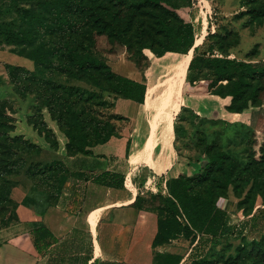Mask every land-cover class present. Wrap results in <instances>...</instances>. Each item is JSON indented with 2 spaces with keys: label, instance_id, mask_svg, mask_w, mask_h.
I'll return each mask as SVG.
<instances>
[{
  "label": "crops",
  "instance_id": "crops-1",
  "mask_svg": "<svg viewBox=\"0 0 264 264\" xmlns=\"http://www.w3.org/2000/svg\"><path fill=\"white\" fill-rule=\"evenodd\" d=\"M192 22L198 35L196 19L192 18ZM207 27L204 25L201 32ZM224 27L227 26L220 30ZM204 41L205 38L196 39L192 55L167 52L158 56L146 48L149 64L144 68L120 55L113 70L145 84L144 100L113 99L111 113L122 117L117 124L119 135L92 147L91 154L68 155L67 137L62 132L57 134L54 128L59 149L52 150L69 169V177L56 203L45 207L38 198L39 203L23 202L30 190L22 181L12 188L14 205L0 214V264H153L155 251L182 254L180 264H197L211 258L215 245L207 233L197 232L194 238L180 236L154 247L161 215L134 204L138 197L166 194L168 180L182 174L195 175L208 163L205 153L189 156L180 143L185 145L184 141L201 131L209 143L224 147V142L253 129L255 107L232 112L228 109L231 95L199 91L197 85H191L188 66L195 47ZM7 54L0 51V59ZM4 63L11 64L5 59ZM33 65L35 68L34 62ZM22 67L34 70L31 65ZM1 99H9L14 105L10 111L15 118L12 135H23L40 145L45 158L55 157L48 152L44 137L27 122L32 112L31 96L19 97L7 72L0 81ZM45 117L48 121L47 114ZM106 173L108 177L97 179ZM258 200L249 216L239 208L231 192L218 201V208L228 216L229 230L227 239L220 238L215 249L227 242L237 246L243 235L260 238L261 225L254 226L251 221L264 207ZM40 227H46L52 236L36 243L34 230Z\"/></svg>",
  "mask_w": 264,
  "mask_h": 264
},
{
  "label": "trees",
  "instance_id": "trees-1",
  "mask_svg": "<svg viewBox=\"0 0 264 264\" xmlns=\"http://www.w3.org/2000/svg\"><path fill=\"white\" fill-rule=\"evenodd\" d=\"M127 1L46 0L45 7L52 13L50 23L34 13L28 12L26 15L29 29L25 34L18 36L19 39L29 47L32 36L37 32L34 28L38 23L45 31L55 35V38H51L53 45L12 51L32 60L35 64L34 70L13 64H6L5 68L14 92L19 97L23 99L28 96L35 97V104L33 103L31 107L32 112L27 122L44 137L53 150L59 149V141L44 121V108L48 109L51 118L57 121L60 131L67 137L68 155L91 154L92 147L106 143L112 137L119 135L117 125H111L109 122L112 118L121 120L122 117L112 114L108 121L87 119L86 107L77 108L78 100L72 99L80 87L55 83L40 74L57 73L69 79L85 81L100 89L103 86L102 80H107L114 98L122 97L138 102H142L145 98V84L115 72L107 57L98 51L95 41L97 32L108 31L111 36L113 21L116 19L120 21L122 14L129 9ZM190 3L191 0H182V2L137 0L138 6L153 5L163 9L164 15L155 22L146 21L148 27L146 31L151 42H144L140 52L130 60L140 68L148 66L149 62L144 54L146 48L151 49L158 56L167 52L192 55L191 50L196 41L195 27L191 16H182L179 13V10L187 9ZM240 4L247 8L243 14L237 16L240 19L244 16H249L250 20L253 17L264 16V0H240ZM1 14L0 10V16ZM169 16H173L176 23L171 22ZM154 23L158 25L156 35L152 32ZM216 32L220 33L213 35L216 44L209 45L207 50H204L203 46L195 47L194 56L188 66V70L192 73L190 83L193 86L197 85L199 91L231 95L232 102L228 109L232 112H243L250 107H259V111L254 110L253 115H256L264 110L263 104L255 102L253 92L248 96L246 92L252 81L263 80L264 59L252 61L230 57L228 52L237 46L239 41L228 44L224 40L226 36L238 31L225 27ZM155 40L158 41L159 48L155 46ZM218 50L222 54H217ZM228 80H234L231 88L224 84ZM113 104L114 102L111 103V108ZM0 105L4 106L3 111L0 109V177L12 173L19 175L25 171L30 178H39V184L47 185L51 180H56L58 183L53 190L54 200L49 204L56 203L69 177V169L60 159L45 158L40 145L23 135H12L15 130V118L10 114L13 105L9 99H1ZM250 131L254 132L253 129ZM250 131L241 136H246ZM214 146H218L219 150L213 152ZM263 148L264 143L261 150ZM224 149L225 147L218 143H209L206 139L205 147L201 151L208 156L209 161L201 166L199 173L192 176L182 174L168 180L166 194H152L148 198L138 197L134 204L148 210H157L161 215L154 247L167 244L180 236L194 238L197 232L207 233L212 236L215 246L211 248V258L202 259L197 264H264V207L251 217L254 226L261 225L260 238L251 239L243 235L237 246L227 242L221 249H215L220 238L226 236L227 239L229 230L228 216L218 208V201L229 196L230 187L236 188L234 183L240 175L236 160ZM19 152H23L28 157L30 164L27 157L18 156ZM33 155H42L43 158L35 159ZM108 175L102 174L97 179L101 181ZM16 184H9V190L0 187V203L2 201L6 203L4 208H0V214L10 205H14L10 195ZM44 191L45 194L48 193L47 190ZM232 192L238 199L239 208L243 209L247 216L253 213L259 198L264 205V191H259L249 206L246 205L245 198H242L235 189ZM32 201L39 203L36 193L28 194L23 200L25 204H30ZM51 236L52 233L46 227L34 230L36 243ZM182 259L183 255L179 253L155 251L153 264H180Z\"/></svg>",
  "mask_w": 264,
  "mask_h": 264
},
{
  "label": "rangeland",
  "instance_id": "rangeland-1",
  "mask_svg": "<svg viewBox=\"0 0 264 264\" xmlns=\"http://www.w3.org/2000/svg\"><path fill=\"white\" fill-rule=\"evenodd\" d=\"M45 1L46 0H0V10L2 11L0 16V51L8 53L7 55H2L5 61L20 66L28 67L31 65L32 68H34L33 62L30 59L9 52L31 50L41 45L52 47L53 42L51 38H55V35L47 30L45 31L43 26H40L38 23H36L34 28L37 32L32 36V43L29 47L18 37L21 34H25L29 29L26 18L28 12L40 16L49 23L51 22L52 13L47 11L44 4ZM170 1L182 2V0ZM127 6H129V9L122 14L120 21L117 19L113 21L114 23L111 26L112 29H110L112 30L111 36L108 31L97 32L95 34L97 49L101 54L107 57L112 68L115 66L114 62L116 63L121 56L124 55L128 59L134 58L137 52H140L144 42H151L150 36L146 31L148 28L146 21L155 22L164 15L163 9L154 7L153 5L140 7L137 5V0H128ZM246 9V7L241 6L240 0H191L190 6L185 9L187 11L179 10V13L182 16H191L196 19L195 24L197 25V31L200 33L197 32L198 35L195 34V39H199L200 41L201 38L207 37V40L200 45L203 46L204 50H207L209 45L216 44L213 35L220 34L216 32V30L219 31L221 26H227L228 29L232 28L238 32L226 36L224 42L235 44L239 41V44L231 48L228 52L229 56L252 61L263 60L264 16L253 17L251 20L249 16H244L241 19L237 17V14H243ZM169 17L171 22L176 23V19L173 16ZM204 25L209 26V28L207 27L204 32H201ZM157 26L158 25L154 23V28L152 29L154 35L157 34ZM154 44L159 48L157 40L154 41ZM216 53L222 54L219 50L216 51ZM4 59H0V81L6 72ZM40 75L48 80H53L55 83L80 87V90L72 97L73 100H78L77 108L86 107L88 110L87 119L93 118L100 121L109 120V116L112 115L111 103L115 96L111 93V87L109 83L106 82L107 80H102L103 86L102 89H100L95 88L85 81L69 79L67 76L58 75L57 73L54 75H49L48 73ZM262 79L261 81H252L251 86L247 88L246 95L248 96L253 92L256 98L255 102L258 104L262 103L264 108V77ZM224 84H227V86L231 88L234 84V80H228L224 82ZM91 93L94 95H91ZM31 100L35 104L36 99L34 96H31ZM7 105L11 108L9 104ZM0 109L3 111L4 106L0 105ZM254 110L259 111L260 108L255 107ZM43 112L49 117L47 121L44 114V121L47 123L48 127L52 129L58 139L57 134L61 131L57 121L51 118L47 108H44ZM118 121L119 120L112 118L109 123L115 126L118 124ZM91 122L93 124V120ZM53 123L54 125H51ZM253 125L254 127L252 126V128L254 132L250 131L249 134L244 137L239 135L238 138H231L228 142H224L226 144L224 150L236 160L240 171L239 179L234 183L236 188L233 186L230 187L231 193L233 194L232 191L235 189L242 198H245L244 200L247 201V206L252 203V200L259 194V191H264V148L261 150V146L264 143V110L253 115ZM54 128H56L57 134ZM205 140L206 137L204 133L200 131L197 137L195 136L193 139L184 141L186 142L185 145H181L180 143V146L184 153L189 154V156H196V154H199V151L205 147ZM191 145L195 147L192 146L190 148L189 146ZM48 146V152L55 155V157H51L50 160L54 158L58 159V154L54 153L49 143ZM217 150H219V147L214 146L212 151L215 152ZM18 156L27 157L23 152H19ZM34 156L35 155H33V157ZM37 157L39 159L43 158L42 155H37L34 158L36 159ZM27 161L28 164H30L28 157ZM38 179L39 178H30L25 171H22L19 175L12 173L8 176L0 177V187L9 190V184H18L22 181L24 188L30 190L29 194L36 193L40 205L45 207L49 205L50 201L54 200L55 193L53 190L58 182L56 180H51L47 185H44L39 184ZM44 190H47L48 193L45 194ZM258 202V204H260V202H262L261 199H259ZM5 204V201H2V203H0V208H4Z\"/></svg>",
  "mask_w": 264,
  "mask_h": 264
},
{
  "label": "bare ground",
  "instance_id": "bare-ground-1",
  "mask_svg": "<svg viewBox=\"0 0 264 264\" xmlns=\"http://www.w3.org/2000/svg\"><path fill=\"white\" fill-rule=\"evenodd\" d=\"M186 65V64H185ZM180 74V73H179ZM179 77H180V75H179Z\"/></svg>",
  "mask_w": 264,
  "mask_h": 264
}]
</instances>
